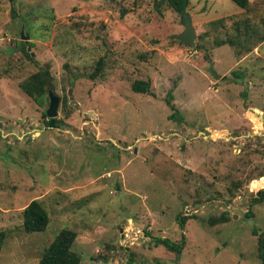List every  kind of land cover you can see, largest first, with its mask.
Listing matches in <instances>:
<instances>
[{
  "label": "rangeland",
  "instance_id": "rangeland-1",
  "mask_svg": "<svg viewBox=\"0 0 264 264\" xmlns=\"http://www.w3.org/2000/svg\"><path fill=\"white\" fill-rule=\"evenodd\" d=\"M185 13L193 48L154 0H0V264H36L63 229L79 264H259L264 0H189ZM42 67L59 100L54 128L47 100L18 87ZM136 80L147 93L130 90ZM31 200L47 213L42 232L21 229ZM128 226L142 236L122 247ZM180 234L179 254L155 244Z\"/></svg>",
  "mask_w": 264,
  "mask_h": 264
},
{
  "label": "trees",
  "instance_id": "trees-1",
  "mask_svg": "<svg viewBox=\"0 0 264 264\" xmlns=\"http://www.w3.org/2000/svg\"><path fill=\"white\" fill-rule=\"evenodd\" d=\"M158 4H163L172 12L180 15L185 12L189 0H154ZM234 4L239 9H246L248 6V0H228ZM218 21H212L210 24L215 25ZM103 68L102 59H98L95 63V67L88 74L90 80H95L100 74ZM230 74L235 78H240V76L235 71H230ZM51 82V77L49 71L46 67L40 68L37 72L29 75L26 79L18 84L21 92L27 96L36 106L43 107L47 100V90ZM148 83L144 81H133L130 85V90L133 93L145 94L148 92ZM166 104L173 110V106L170 105V94L167 93ZM44 116V112H43ZM176 121L179 122L181 118L179 116L175 117ZM47 127H56L59 123L54 119H49L44 121ZM261 176V175H260ZM264 182L257 188L263 187ZM264 199V187L259 190L256 197L252 199V203L258 204ZM21 216V229L24 233H35L42 232L45 230L48 224V216L45 209L42 207L39 201L31 200L26 206H24L20 212ZM179 220L178 228L182 230V227L187 218L178 216ZM176 219V220H177ZM226 218L221 215L217 220L209 221L210 225L216 224V222H224ZM5 238V233L0 231V249ZM75 239V233L71 230H60L52 242L43 249L36 264H79L80 258L77 254L70 250V246ZM155 244L162 245L167 250L173 251L176 254L182 249L184 244L183 235L180 234L179 243H174L166 239H155ZM257 245V258L259 264H264V247L262 239L259 237L256 242Z\"/></svg>",
  "mask_w": 264,
  "mask_h": 264
},
{
  "label": "water",
  "instance_id": "water-1",
  "mask_svg": "<svg viewBox=\"0 0 264 264\" xmlns=\"http://www.w3.org/2000/svg\"><path fill=\"white\" fill-rule=\"evenodd\" d=\"M179 22L182 27V31L178 35L172 36V38L185 47L193 48L195 44V34L191 25L190 17L185 12H182L179 15ZM20 39L23 40V42L26 40V37H23L22 32H20ZM58 105V97L53 92L52 87L49 86L47 90V107L44 110L46 121L55 118L57 115Z\"/></svg>",
  "mask_w": 264,
  "mask_h": 264
},
{
  "label": "built area",
  "instance_id": "built-area-1",
  "mask_svg": "<svg viewBox=\"0 0 264 264\" xmlns=\"http://www.w3.org/2000/svg\"><path fill=\"white\" fill-rule=\"evenodd\" d=\"M106 177H108V175H106ZM127 228H128L127 230L126 229L122 230L121 243H120L122 247L136 243L137 239H139L142 236V232L139 228L134 229L131 226H128ZM127 232H129L131 236H128Z\"/></svg>",
  "mask_w": 264,
  "mask_h": 264
}]
</instances>
